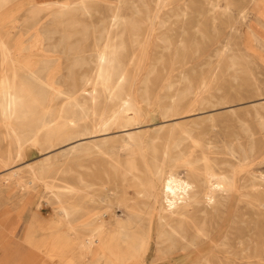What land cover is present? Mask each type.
Masks as SVG:
<instances>
[{"label":"rangeland","instance_id":"obj_1","mask_svg":"<svg viewBox=\"0 0 264 264\" xmlns=\"http://www.w3.org/2000/svg\"><path fill=\"white\" fill-rule=\"evenodd\" d=\"M95 1L97 5L95 6L94 4L89 7L90 17H86L77 7L79 0H55L41 3L35 0H11L12 10H19L17 19L21 25L29 16L32 8L40 11V15L35 20L37 25L34 30L22 38L25 42L34 40L38 48L34 51L35 56L33 59L21 63L26 64L33 70L44 62L47 66L45 70L47 75L65 77L71 62H86L89 65L76 68L73 73L75 77L83 73L90 74L94 63L93 59L90 58L94 53L92 50L91 30L94 27L98 29L99 26L97 36H99L98 43L101 44L104 33L99 20L108 18L110 16L109 8L115 5V0ZM206 1L214 0H187L188 13L182 23L180 22L181 25L179 24V28H182L179 29L181 44L178 53L168 39L166 42L163 41V43L160 41L151 44L150 54H152L153 47L151 62H138L139 58H136L135 62H118L119 72L124 79L121 93L126 94L130 86L135 84L134 101L136 108L141 112L143 111V127L140 129L134 127L128 130L113 128L97 139L105 138L103 145L101 144L100 147L110 155L118 154L120 156L118 160L125 165L128 156L124 152H119L118 138L127 132L134 133L139 130L142 150L141 154H135L133 156L134 160H132L136 177L127 173L120 175L119 170L110 157L99 156L96 153H92L93 155L91 154V156L80 155L79 152L62 154L61 151L66 148L77 145L80 142L92 140L73 138L76 127H72L66 132L70 134L69 136L56 140L50 147L41 143L31 144L28 152H22L18 160L10 161L6 167H3L0 162V200L2 202L20 203L26 196H32L34 192L37 194L39 202V208L37 209L45 214H47L46 211L49 209L50 215H54L59 204L50 191L43 187V183L53 187H64L65 184H73V178L75 177L76 180H81V182L78 180L76 182V186L80 188L70 195L60 197L61 204L70 209L68 210L69 217L79 218L81 221L87 216V213L95 212L101 215L106 212L108 205L111 211L117 214L118 209L116 207L122 199H125L128 204L133 201H148L146 194L150 193L152 188H150L148 181L149 173L147 174L145 171L146 169L151 170L154 165L157 166L161 163L162 152L168 144L171 154H176L177 150H180L181 153L189 155V157L175 156L179 157V164L185 163L187 158L191 161L197 160L200 157V153L203 152L218 174H223L225 171L235 167L239 168V165H241L244 188L241 190L242 196L233 194L230 199V205H225L218 191L214 202L212 201L213 204L210 202L207 205V201L202 196L203 185L198 176L200 172L197 171L200 169V163L194 165L196 168L194 172L197 175L192 173L188 176L186 169H179V167L175 170L177 174L175 171H168L165 179L172 182L170 184L172 188L166 189L167 192L174 194L176 198L173 211L178 216H174L173 219L174 221L179 219V238H165L164 236L156 238L159 244L153 245L151 255H149L144 264H156L163 258L175 255L179 256V264H247L244 260L241 261L238 256L233 255V252L239 251V248L235 249V246H237L240 239L244 241L242 247L248 248L249 252H253L254 248L264 252V207L258 205L259 203L264 205V0H255L254 5L252 0H226L231 5L234 4V6L249 4L251 12L256 16H260L259 24L262 26H254L255 36L259 39L257 44L245 45L246 36L244 33L241 35V39H232L228 46V51L229 56H232L231 58L234 57L235 61L232 59L227 64L219 62L221 50L220 52L217 50L224 48L227 38L232 36L228 33V28L225 25L226 22L232 20L225 21V18L217 17L212 23L208 16L201 15L199 5L201 3L204 4ZM226 1L217 0L220 11L224 9ZM132 3L135 5L131 7L134 8L135 6L136 9L143 12L142 16L145 15V18L150 17L149 10L152 4L150 0H133ZM30 4L31 6H27ZM56 7H60L59 10L61 11H56ZM170 7L168 6L167 8ZM234 8H231L233 12ZM11 12L9 11L8 13ZM125 13L128 14L127 12ZM131 20L134 22L136 19L131 18L126 20V22ZM136 24L133 33H136L138 29ZM19 31L23 33L20 27L19 30L14 29L12 34H17ZM4 32L5 28H0V34L2 35ZM166 34L170 36L178 35L177 32L169 33L168 30L164 29L162 37ZM62 38L63 42L61 44H64L65 41L66 44L70 40L69 44L76 46L74 47L77 48L76 52L84 58L77 60L71 55H63L65 52L56 46L59 45ZM126 45V50L130 53L131 49L128 42H126ZM138 54V49H136L135 56ZM178 55L179 57L183 56L184 62H176ZM154 67L155 69H153ZM234 78L235 81H233ZM87 89H90V87ZM200 92L202 100L194 102L195 94ZM165 95L174 98L176 104L178 103L180 111H178V116L172 117L170 112H167V118L161 117L158 115L159 104L157 102L148 108L146 107L145 103L148 99L151 100L155 96L161 98L162 96L165 97ZM210 98L213 99L211 100ZM142 101L145 102L143 103ZM44 103L45 106L43 105ZM215 103H217V106ZM91 108V111L89 110L91 114L86 121L89 126L97 125L100 118L108 115V109L104 108L101 103ZM228 110L231 112L230 114L227 112ZM55 111L56 106L51 105L50 114H47L48 107L46 102L40 101L36 105L35 111L27 115L25 120H19L16 126L19 132L27 134L28 123L33 117L46 118L49 115H54ZM209 114L211 116H208ZM201 117L204 118L202 119ZM211 120L212 122H210ZM176 123H179L181 129L187 131L189 135L191 134L190 139L180 135V128L178 129L176 126L171 130L172 140L168 139L169 129L171 125ZM260 124L261 126H259ZM155 129L157 132H155ZM2 135L3 129L0 127V160H6L8 156L14 158V144L3 139ZM250 138L252 140H249ZM151 140L152 142H150ZM172 144H179L178 149L174 148ZM250 145L251 147H249ZM231 152L235 154L233 155ZM48 156L50 157L49 160L44 163L45 158ZM64 158L66 159L64 160ZM175 164L176 162L173 161V158L168 160V165ZM12 171L17 173L16 178L10 176ZM32 172L41 181H37L33 177ZM133 180L135 181L133 182ZM87 184H92V188L89 189L84 186ZM251 185L255 186L252 190L250 188ZM167 186L170 187L169 185ZM55 190L53 189V191ZM192 190H194V194H191L193 193ZM245 193L247 194L243 195ZM107 195L108 198L105 197ZM139 196L142 197L139 198ZM101 198L107 203H100L99 199ZM90 200H92L91 203ZM141 209H143V206H141ZM180 215H182V218H179ZM110 222L114 224L116 221L112 218ZM91 229L94 230V227H91ZM198 231L199 233L202 231L203 234L201 233L199 236ZM83 236V234H79L76 238L82 239ZM181 236H184L183 239ZM204 247L205 250L202 252V256L200 254H197V256L196 253H199V250ZM163 249H168V253L161 254L158 251H163ZM65 252L60 258L56 257L54 253H50L49 257L46 256V260L52 264H68V259L73 256L74 258L77 257L78 264H85L92 259L91 255L87 259H83V257L80 259L76 252L74 254H71V252L65 254ZM207 253H209V256H206ZM125 261L128 262L129 259L125 258L119 262L114 259L111 263L105 259V261L102 260L101 262L102 264H123ZM250 262V264H256L254 260Z\"/></svg>","mask_w":264,"mask_h":264},{"label":"bare ground","instance_id":"obj_2","mask_svg":"<svg viewBox=\"0 0 264 264\" xmlns=\"http://www.w3.org/2000/svg\"><path fill=\"white\" fill-rule=\"evenodd\" d=\"M132 1L133 0H115V5L109 8L110 16L106 19L101 18L99 20L103 27L101 28L102 32L104 33L101 44L98 43L99 36H97L99 26L98 29L94 27L91 30L93 42L92 50L94 53L92 56L90 55V58L93 59L94 63H91L92 67L90 74L83 73L75 77L73 70L76 68H81L83 67V65H89V63L71 62L69 68L67 69V75L65 77H55L53 75L50 76L46 74L45 70L47 66L44 62L41 66L33 70H31L26 64L21 63L28 62V60L33 59L35 56L34 51L38 48L36 47L37 43L34 40H31L30 42H25L22 38L26 34H29L32 30H34L35 26L37 25V21L35 20L40 15V11L34 10L32 8L29 12V16L23 21L21 25L20 21L17 19V13L19 12V10H12L11 0H0V28H5V32L2 35L0 34V127L3 129V139L8 140L9 143L12 142L15 146L14 158H10L8 156L6 160H0L3 167L9 165L10 161L13 162L15 160H18L22 152H28L30 150L31 144L41 143L46 144L50 147L51 144L56 140H60L64 136H69L70 134L66 132L72 129V127H76L73 138H87L92 140H88L87 142H80L79 144L76 143L77 145L62 150V154H71L72 152H79L80 155L91 156L92 153H96L99 156L110 157L111 161L115 163L117 169L119 170L120 175L127 173L129 175H132L133 177H136L134 174L135 167L132 165V160H134L133 156L135 154H141L142 150V141L139 130H136L137 132L134 133L127 132L125 135H121L118 138L119 152H124L128 156L125 165L120 160H118L120 158L118 154L110 155L108 152H104L103 149L100 147L101 144L103 145L105 138L97 139L98 137L105 135L106 132H109L113 128H117L119 130H128L134 127H137L138 129L143 127V111L141 112L139 109L136 108L134 101L135 84L130 86L126 94L121 93L124 79L119 72L118 62H135L136 58H139L138 62H151L153 55V47L152 54H150L151 44H155L160 41L163 43V41L166 42L168 39L170 40V43L174 45L175 51L178 53L181 44V41L179 40V29L182 28H179V24L181 25L182 21L188 13V10L186 6L187 0H150V2H152L149 10L150 17L145 18V15H141L143 12H141L139 9H136L135 6L134 8L131 7L135 5L132 3ZM254 2L255 0H252L253 5ZM94 4L95 6L97 5L95 0H79L77 7L83 12V15H85L86 17H90V12L88 11V9ZM27 6H31V4ZM168 6L171 7L167 8ZM231 6L235 7L234 12L231 10ZM59 8L60 7H56L55 10L61 11L59 10ZM199 9L202 13L201 15L208 16L212 23H214L217 17L225 18V21L229 19L232 20L230 22L225 23L226 28H228V33L232 36L227 38L224 44V48H220L217 50L219 52L221 50L219 62L227 64V62H230V60L234 59V57L231 58L232 56H229L228 46L230 45L232 39H241V35L243 33L246 36L244 43L245 45L257 44V42L259 41V39H257L255 36L254 26H261L259 24L260 16H256L251 12V10L249 9V4L234 6V4L231 5L230 2L226 1L224 9L220 11L219 6L217 4V0H214L206 1L204 2V4L201 3L199 5ZM9 11L12 12L8 13ZM125 12H127L128 14H126ZM131 18H135L136 20L134 22H132V20L127 21V23L126 20H130ZM135 24L138 26V29L136 33H133V30H135L136 28ZM20 27L23 33L19 31V33L17 34H12L14 29L19 30ZM164 29L168 30L169 33L177 32L178 35L170 36L169 34H166L162 37ZM69 41L70 40H68L66 44V41L64 42V44H61V42H63L62 38L59 45L56 46L59 49H62L63 52H65V54L62 52L63 55H71L74 58H77V60L83 59L84 57L76 52L77 48H74L76 46H73V44H69ZM126 42H128L129 47L131 49L130 53H128L126 50ZM136 49H138L139 52L137 56H135ZM176 62H184L183 56L179 57L178 55ZM153 69H155V67ZM233 81H235V78ZM88 87H90V89H87ZM187 91L190 92L189 90ZM183 92L185 91L183 90ZM200 94L201 92L195 94L194 102L202 100ZM40 101L46 102V106L48 107L47 114H50L49 109L51 105L56 106L55 114L49 115L46 118H39L36 116L33 117V119L28 123L29 129L27 134H22L21 132H19L16 123L19 120H25L27 115L32 114L35 111L36 105ZM155 102L159 104L158 115H160L161 117L167 118V112H170V116L172 117H176L179 115V105L178 103L176 104L174 98L167 97L166 95L165 97L162 96L161 98L159 96H155L151 98V100L148 99L145 105L148 108L152 106V104H154ZM100 103L104 108L108 109L107 117L100 118L97 125H87L86 121L88 119V116L91 114L89 110L92 109L91 107L98 106ZM215 104L217 106V103ZM43 105L45 106V103ZM227 112H229V110ZM230 113L231 112H229V114ZM208 116L211 115L209 114ZM206 120L207 119H205V121ZM210 122H212V120ZM239 124L241 125V123ZM175 126L178 129L180 128V135L188 137L190 139L191 134L189 135L187 131L181 129L179 123H176L174 125H171L169 129V140H172L171 130H173ZM259 126H261V124ZM159 129H161V127H159ZM155 132H157L156 129ZM249 140L252 139L250 138ZM150 142H152V140ZM178 145L179 144H174L173 146L174 148H177ZM249 147H251V145ZM177 155L189 157V155L181 153L180 150H177L176 154H171L170 147H168L167 144L161 155V163L157 166L154 165V168H152L151 170L146 169L145 172H147V174L149 173L148 181L150 184V188H152V191L146 194L148 201H133L132 203L128 204L125 199H122L118 202V206L116 207L118 209L117 214L111 211L109 205L106 208V212L101 215L95 212L91 213L90 220L94 221L96 224L94 226L93 233L97 235L96 239H98L99 244H101L98 246L99 248H101L102 253L107 258V261L112 262L114 259L120 261L124 260L125 258H128L130 262L128 261L127 264H144L146 263V260L148 259L153 249V245L159 244L156 238H158L159 236H164L165 238H179V219H177L176 221H174L173 219L174 216H178L176 212L173 211L175 207L176 198L174 194L167 192L166 189L172 188L170 186L172 182H170L169 180L167 181L165 179L166 173L168 171H175L179 167V169L185 168L186 174L188 176H190V174L192 173H194L195 175L196 172L194 171L196 170V168L194 167V165L200 163V169L197 171L200 172V174L198 173V176L203 185L202 196L204 200L207 201V205L210 202L213 204L217 191L218 193H220L225 205H230V199L233 197V194H240V196H242L241 190L244 188V185L242 183L243 181L241 174L243 173V170L241 169V165H239V168L235 167L230 169L229 171H225L223 174H218L214 170V167L208 162L203 152L200 153L199 159L191 161L189 158H187L185 160V163L183 162L182 164H179V157H175ZM49 156L45 158L44 163L49 160ZM171 158H173V161L176 162L175 165H168V160ZM65 159L66 158H64V160ZM16 175L17 173L15 171H12L10 176L12 178H16ZM33 175V177L37 181H41L37 178L35 173H33ZM73 179V184H65L64 187H53L46 183H43V187L50 191V193L53 195V198L60 205L58 207V210L55 211L56 218L66 226V232L68 233V235L76 237V233L73 227L70 226V221L68 220V209L64 207L60 202L61 196L70 195L75 190L80 188L79 186H76V182L78 179L76 180L75 177ZM78 181L81 182L80 179ZM134 181L135 180H133V182ZM167 185H169L170 187H168ZM84 186L90 189L93 185L87 184ZM254 187V185H251V190ZM53 189L56 190L53 191ZM192 191L193 193L191 194H194V190ZM246 194L247 193L243 195ZM105 197L108 198V195ZM141 197L142 196H139V198ZM91 202L92 200H90V203ZM99 202L104 204L107 203L102 198L99 199ZM258 205L264 207L262 203H259ZM141 206H143V209H141ZM112 218H114V220L116 221L114 222V224L110 222V219ZM179 218H182V215H180ZM201 233L203 234L202 231ZM201 233H199V236ZM204 235L206 236V234ZM183 237L181 236L182 239ZM57 238H60V236H57ZM95 240L91 241V244L88 246L89 249L92 247V244H95ZM192 241L194 242V240ZM51 244L52 242L50 244L45 243L44 247L47 248L48 245L51 247ZM243 244L244 241L240 239L237 246H235V249L239 248V251L233 252V255L238 256L241 261L244 260L245 262H247V264H250L251 260L256 261V264H264V252H261V250L257 248H254L253 252H249L248 248L242 247ZM110 246H115L116 253L106 252L108 250V247ZM64 247L65 245L61 247L59 246L54 250V252L58 254L64 250ZM77 247L78 249H81L83 247L80 241L78 242ZM204 250L205 247L199 250V253H196V255L200 254V256H202V252ZM158 251L161 252V254L168 253V249H163L164 252L162 250ZM207 255L209 256V253H207L206 256ZM67 263L73 264L70 260H68Z\"/></svg>","mask_w":264,"mask_h":264},{"label":"crops","instance_id":"obj_3","mask_svg":"<svg viewBox=\"0 0 264 264\" xmlns=\"http://www.w3.org/2000/svg\"><path fill=\"white\" fill-rule=\"evenodd\" d=\"M35 1L41 3L55 0ZM23 200L20 203L2 202L0 200V264H52L46 260L49 254L54 253L56 257L60 258L63 256L64 251H66L65 254L67 252H71V254L76 252L80 259L82 257L87 259L91 255L92 259L85 264H100L102 260H107L98 246L101 244L96 239L97 235L91 229L96 224L90 220V213H87V216L81 221L79 218L69 217L70 226L73 227L76 237L79 234L84 235L82 239H77L72 235H68L66 226L56 219L55 212L54 215H50L49 209L46 211L47 214L37 209L39 208L37 194L33 192L32 196H26ZM59 206L56 207V210H58ZM13 211L16 213H10ZM56 235L60 236V238H57ZM92 240H95V244H92L89 249L88 246ZM79 241L83 246L81 249L77 247ZM51 242V247L49 245L47 248L44 247L45 243L50 244ZM64 245L62 252L58 254L54 252L56 248ZM106 252L116 253L115 246L108 247ZM76 258L72 256L68 260L73 264H78ZM107 262L111 263L110 261ZM167 263L179 264V256L163 258L156 262V264ZM123 264H127V261Z\"/></svg>","mask_w":264,"mask_h":264}]
</instances>
